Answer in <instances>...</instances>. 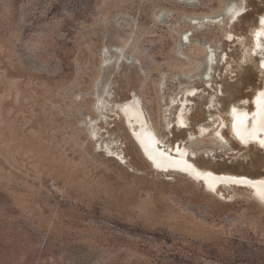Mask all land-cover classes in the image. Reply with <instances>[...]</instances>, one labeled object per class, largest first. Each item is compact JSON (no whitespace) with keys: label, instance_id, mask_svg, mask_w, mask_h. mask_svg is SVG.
Here are the masks:
<instances>
[{"label":"rangeland","instance_id":"1","mask_svg":"<svg viewBox=\"0 0 264 264\" xmlns=\"http://www.w3.org/2000/svg\"><path fill=\"white\" fill-rule=\"evenodd\" d=\"M262 15L264 0H0V264H264V202L153 169L118 109L135 94L198 167L260 177L264 141L234 140L228 109L264 86Z\"/></svg>","mask_w":264,"mask_h":264},{"label":"bare ground","instance_id":"2","mask_svg":"<svg viewBox=\"0 0 264 264\" xmlns=\"http://www.w3.org/2000/svg\"><path fill=\"white\" fill-rule=\"evenodd\" d=\"M206 18H209V16L202 17L203 20ZM212 18H214L213 21H215V18L217 17ZM258 22L259 29L256 31L254 38H252L254 53L263 48L259 39L264 36V33L260 34V31L264 29V15L260 17ZM214 24H220V22L217 21ZM117 51L120 52L122 49L117 48ZM209 59V55H207V64L210 63ZM259 67L264 69V57L262 58ZM191 89L187 90V97L194 96V91H191ZM243 104L245 103L241 102V105H233L228 109L229 135L243 147L249 146L251 143L259 145L264 141V86L253 94V103L251 104V107H249V109L252 108L251 110L247 109ZM100 106V100H98L95 105V110L99 112ZM118 109L123 116V119V114H125L128 125L131 129L132 137L140 147L138 149L142 153L141 155L145 157L153 169L161 172L183 173V175L185 174L190 177V179L193 180L192 182L200 184L202 188L211 193L215 191L218 193V191L221 190L225 191L231 187L245 188L250 191V195L254 199L258 198V201L264 202V174L260 177L253 178L245 175L217 173L207 168L198 167L190 157L192 153L184 144L177 142L169 145L156 134L152 125L146 119L144 112L140 108L135 94L130 95L129 99L118 104ZM181 114L182 112L180 111L176 124V127L179 129L185 126ZM211 124H214V122ZM224 126V121L221 123L219 122L216 130L211 132V136L222 143L225 138L220 133L219 129ZM198 133L200 137H203L205 134L209 133V130L205 126H200Z\"/></svg>","mask_w":264,"mask_h":264},{"label":"water","instance_id":"3","mask_svg":"<svg viewBox=\"0 0 264 264\" xmlns=\"http://www.w3.org/2000/svg\"><path fill=\"white\" fill-rule=\"evenodd\" d=\"M227 15H228V11H226V12L224 11L217 17V19L215 21L210 20V23H214V22L220 21V20L224 19ZM199 21H200V23H202L201 20H199ZM203 22H206V20H203ZM132 139H133L134 143L136 144V146L138 148H140L138 143L135 141V139L133 137H132Z\"/></svg>","mask_w":264,"mask_h":264}]
</instances>
